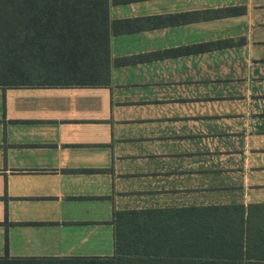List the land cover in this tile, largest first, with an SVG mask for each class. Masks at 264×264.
<instances>
[{
    "label": "crops",
    "instance_id": "1",
    "mask_svg": "<svg viewBox=\"0 0 264 264\" xmlns=\"http://www.w3.org/2000/svg\"><path fill=\"white\" fill-rule=\"evenodd\" d=\"M108 22L107 84L0 87V257L110 256L112 210L264 202V0Z\"/></svg>",
    "mask_w": 264,
    "mask_h": 264
},
{
    "label": "trees",
    "instance_id": "2",
    "mask_svg": "<svg viewBox=\"0 0 264 264\" xmlns=\"http://www.w3.org/2000/svg\"><path fill=\"white\" fill-rule=\"evenodd\" d=\"M109 24L108 0H0V87L107 84ZM110 223V256L0 264H264V202L112 210Z\"/></svg>",
    "mask_w": 264,
    "mask_h": 264
}]
</instances>
